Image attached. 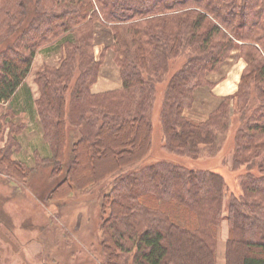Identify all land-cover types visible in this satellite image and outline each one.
Segmentation results:
<instances>
[{
	"label": "trees",
	"instance_id": "obj_1",
	"mask_svg": "<svg viewBox=\"0 0 264 264\" xmlns=\"http://www.w3.org/2000/svg\"><path fill=\"white\" fill-rule=\"evenodd\" d=\"M24 4L0 0V105L14 101L30 111L32 98L21 90L36 52L64 46L61 64L38 75L41 121L53 146L55 180L47 198L58 202L75 191L102 190L104 264H217L224 220L225 264H264V0H36L44 5L26 24ZM97 41L115 52L121 90L91 92L102 66L94 55ZM235 50L246 61L234 96L241 106L235 153L249 167L241 194L227 199L224 177L198 169L195 160L221 150L231 98H220L203 121L187 113L199 88L218 83L209 75L219 73ZM179 56L185 63L167 81L162 140L191 161L148 164L156 86ZM251 86L255 108L239 96ZM1 118L0 126H19L9 109ZM68 123L80 134L71 145ZM9 144L0 149V169L28 181L30 171L11 158Z\"/></svg>",
	"mask_w": 264,
	"mask_h": 264
},
{
	"label": "rangeland",
	"instance_id": "obj_2",
	"mask_svg": "<svg viewBox=\"0 0 264 264\" xmlns=\"http://www.w3.org/2000/svg\"><path fill=\"white\" fill-rule=\"evenodd\" d=\"M35 1L25 0V24L34 16V12L41 9V5H44L35 4ZM253 20L254 18L250 16L247 24ZM98 42L93 45V50L95 58L102 60V66L98 81L91 87V92L102 94L121 90L122 80L119 68L115 63V52L111 48L106 50V43ZM63 47L62 44L54 43L44 46L36 52L32 67L21 90L23 94L28 92L30 98L33 99L35 125H32L30 114L28 120L29 127L33 128L35 135L33 149L30 144L27 145L30 137L25 130V106L23 105L22 109L16 108L14 101L0 105V122H2L1 116L4 111L7 112L9 109L16 113L19 123L15 129L10 124L1 123L0 149H4L10 142L11 158L22 163L30 171L28 181H21L0 169V264H104L105 261L101 253L100 237L102 234L100 231L102 190L100 191L97 186L84 191H75L71 196L58 202L50 201L47 198L48 191L55 180L51 175L53 146L44 135L45 130L41 121L39 105L42 84L38 80V75L47 68L57 67L61 64L64 56ZM184 63V56L173 58L168 72L163 75L164 80L156 86V100L152 108V148L145 158L148 164H155L161 159L184 164L191 161L187 157L182 158L168 150L164 147L162 140L161 113L168 86L167 81ZM245 68L246 61L239 57V52L235 50L222 65L221 71L210 74L209 77L213 81L219 82V80L223 81L227 76H231V86L235 88L237 81L240 82ZM238 86L239 83L236 91L229 95L231 99L227 137L217 147L218 150H221L212 155L205 153L195 160L198 169L210 170L224 177L228 188L227 199L231 194H241V176H246L249 167L239 164L241 162L237 160L235 153L236 136L241 127L239 115L235 113L241 107H236L239 97H234L238 92ZM243 93H240L239 96H242L243 99L249 98L252 101L251 108H255L254 106L258 104L256 87L251 86ZM244 95L246 96L244 97ZM196 98L195 107L187 114L193 120L203 121L208 119L211 112L220 105L222 102L220 98L223 97L214 96L212 89L206 86L197 90ZM10 130L12 135L9 136ZM68 130L71 145L80 134L71 123H68ZM11 136L15 139L10 141ZM70 145L67 147L69 152L71 151ZM105 182L107 179L103 183ZM227 199H225V205ZM224 231H226L225 234ZM227 231L228 224L224 220L217 234V260L220 253L221 258H224ZM124 256L128 257L129 255L125 254ZM130 264L132 263L130 262Z\"/></svg>",
	"mask_w": 264,
	"mask_h": 264
},
{
	"label": "crops",
	"instance_id": "obj_3",
	"mask_svg": "<svg viewBox=\"0 0 264 264\" xmlns=\"http://www.w3.org/2000/svg\"><path fill=\"white\" fill-rule=\"evenodd\" d=\"M238 83H239V81H237V85H238ZM237 85H236L235 88H234V86L232 87L231 86V76H227L223 81H219L212 88V94L214 96H217V97L229 96L234 91H236ZM32 106H33V99H32ZM34 110H35L34 108H32L30 111L25 110V116H26V120H25L26 129L25 130L27 132V135L29 133V137H30V140L27 141V145L29 146V144H30V147L32 149L34 148V145H35V135H34L33 128L29 127L30 126V124H29L30 122L28 120H29V117L31 116L30 118H31V121L33 123L32 125H35L34 124V120H35V118H34ZM29 114H30V116H29ZM29 129H31V130H29ZM227 236H228V231H227ZM225 245H226V241H225ZM217 264H225V252H224V258H221V253H220L219 259L217 260Z\"/></svg>",
	"mask_w": 264,
	"mask_h": 264
},
{
	"label": "bare ground",
	"instance_id": "obj_4",
	"mask_svg": "<svg viewBox=\"0 0 264 264\" xmlns=\"http://www.w3.org/2000/svg\"><path fill=\"white\" fill-rule=\"evenodd\" d=\"M226 233V231H224V234Z\"/></svg>",
	"mask_w": 264,
	"mask_h": 264
}]
</instances>
